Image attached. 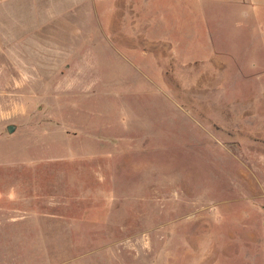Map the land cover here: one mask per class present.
Listing matches in <instances>:
<instances>
[{
  "label": "rangeland",
  "instance_id": "obj_1",
  "mask_svg": "<svg viewBox=\"0 0 264 264\" xmlns=\"http://www.w3.org/2000/svg\"><path fill=\"white\" fill-rule=\"evenodd\" d=\"M95 5L0 63V264H264V0Z\"/></svg>",
  "mask_w": 264,
  "mask_h": 264
},
{
  "label": "crops",
  "instance_id": "obj_2",
  "mask_svg": "<svg viewBox=\"0 0 264 264\" xmlns=\"http://www.w3.org/2000/svg\"><path fill=\"white\" fill-rule=\"evenodd\" d=\"M95 7V0H0V63L22 64L28 72L34 56L49 55L45 47L58 32L77 29L76 17Z\"/></svg>",
  "mask_w": 264,
  "mask_h": 264
},
{
  "label": "water",
  "instance_id": "obj_3",
  "mask_svg": "<svg viewBox=\"0 0 264 264\" xmlns=\"http://www.w3.org/2000/svg\"><path fill=\"white\" fill-rule=\"evenodd\" d=\"M15 129H16L15 126H9V128H8V132H9V133H12Z\"/></svg>",
  "mask_w": 264,
  "mask_h": 264
}]
</instances>
